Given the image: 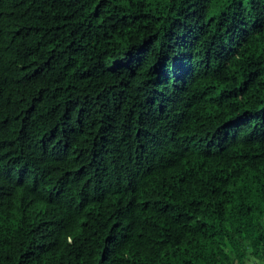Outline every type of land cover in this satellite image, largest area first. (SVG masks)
<instances>
[{
    "label": "trees",
    "instance_id": "trees-1",
    "mask_svg": "<svg viewBox=\"0 0 264 264\" xmlns=\"http://www.w3.org/2000/svg\"><path fill=\"white\" fill-rule=\"evenodd\" d=\"M0 264H264V0H0Z\"/></svg>",
    "mask_w": 264,
    "mask_h": 264
}]
</instances>
